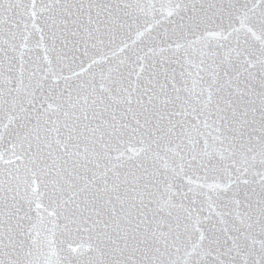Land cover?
<instances>
[{
  "label": "snow or ice",
  "instance_id": "snow-or-ice-1",
  "mask_svg": "<svg viewBox=\"0 0 264 264\" xmlns=\"http://www.w3.org/2000/svg\"><path fill=\"white\" fill-rule=\"evenodd\" d=\"M0 264H264V0H0Z\"/></svg>",
  "mask_w": 264,
  "mask_h": 264
}]
</instances>
